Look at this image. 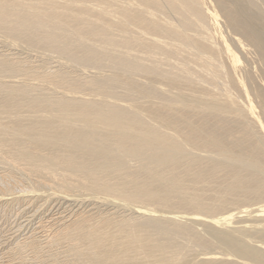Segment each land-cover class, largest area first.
I'll return each mask as SVG.
<instances>
[{"label": "bare ground", "instance_id": "bare-ground-1", "mask_svg": "<svg viewBox=\"0 0 264 264\" xmlns=\"http://www.w3.org/2000/svg\"><path fill=\"white\" fill-rule=\"evenodd\" d=\"M259 3L0 0V31L67 65L0 52V213L74 206L2 255L264 264Z\"/></svg>", "mask_w": 264, "mask_h": 264}, {"label": "rangeland", "instance_id": "rangeland-1", "mask_svg": "<svg viewBox=\"0 0 264 264\" xmlns=\"http://www.w3.org/2000/svg\"><path fill=\"white\" fill-rule=\"evenodd\" d=\"M259 5H260L259 9L261 11L263 10V13H264L263 6L261 5V3H259ZM0 52H1V54H5V55L16 53L15 56L31 62L29 64V67L36 66L37 64H43L42 68L48 67V66H59V68L62 69V67L63 68L67 67V65L60 66V62L57 61L56 59H51V57L44 56V54H42L43 51L38 49V48L32 47V46L24 43L23 41H18V40L13 41V39H10V37H7L5 35L4 31H0ZM35 61H39V62L36 64H33V62H35ZM66 70H68V69H66ZM82 71L84 72V70H82ZM83 72H82L83 75L89 74V71L84 72V73ZM33 82H35V85H42L41 87H38V89L35 90V92H32L33 94L40 95L43 92L49 93L48 90H43L44 88H46L45 87V86H47L46 84L39 83V81H37V80H35ZM52 92L53 91H50V93H52ZM131 164H132V162H131ZM17 176H18V173H17ZM57 202L58 201L51 200V202H49L50 204L43 206L40 209L38 208V206H40L41 203H43V202H39L40 204L36 202L35 205L37 204V206L33 207V209H31V207H29V208L25 207L24 209H22L21 205L18 206V204H15V205H12L9 209H6L2 213H0V242H1L0 247L1 246L3 247V248L2 247L0 248V254H1L0 264H31L32 263L33 257L31 256L30 253H22L21 252L20 254L15 255L14 258L16 260L12 261V262H10L8 260L7 256L2 255V253H4L5 249L9 245L12 246V244L15 241H17V240L21 241L22 239H24L25 237H28L29 235H31L33 233H35L38 237L40 236V238L42 236H45L46 233H45L44 229H41L42 224H47V222L51 221L53 218L58 217L57 215H59L60 212L68 209V211L65 213V215H67L74 207V206L69 207L67 204L62 205L60 202H58L59 203L58 204ZM57 204H58V206H57ZM139 204H141V203L138 202V205ZM64 207H66L67 209ZM25 209H27V210H25ZM102 209H107L108 211L110 210L111 213H114V212L119 213V215L120 214L121 215H130L131 214V211H128V208L117 207L115 205H105V206H102ZM37 210L40 213L37 214V217L34 218V216H36L35 213H37ZM33 214H34V216H33ZM41 222H42V224H41ZM20 225L22 228L20 227ZM12 233H14V234H12Z\"/></svg>", "mask_w": 264, "mask_h": 264}]
</instances>
